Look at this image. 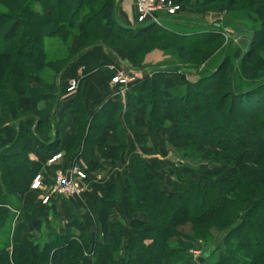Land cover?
<instances>
[{
    "label": "trees",
    "instance_id": "1",
    "mask_svg": "<svg viewBox=\"0 0 264 264\" xmlns=\"http://www.w3.org/2000/svg\"><path fill=\"white\" fill-rule=\"evenodd\" d=\"M176 2H194L204 10L225 9L228 3L233 16L250 24L247 33L241 32L245 41L239 42L232 54L225 53L228 45H224L220 62L214 69L204 68L195 82H177L166 88L165 76L175 75L167 68L170 66L153 69L125 91L124 106L114 98L89 117L82 100L75 96L64 116L75 117L76 126L67 155L72 164L77 157H86L92 147H102L104 143L96 137L107 122L114 121L117 142L111 151V169L116 168L128 148L125 132L117 123L119 113L123 112L126 128L138 143L140 123L129 125V119L133 110L144 106L147 121L164 132L165 143L175 150H194L204 160L206 165L200 168L204 176L172 164L176 189L167 191L145 161L132 154L124 197L130 214L141 213L146 218L131 222L136 235L125 241V227L111 222L112 209L119 201L112 185L95 200L100 239L89 240L74 206L53 197L44 205L60 202L68 227L51 237L48 230L46 238L27 234L17 241L27 228L32 204L23 206L21 199L40 169L28 163L27 155L33 146L44 154L56 150L63 130L57 123L52 142H42L31 128L14 125V143L0 146V264H17L19 259L29 264L40 260L42 264H196L189 251L196 249L198 241L203 242V264H264V0ZM0 6L5 9L0 12V123L34 117L36 130L43 137L52 129L46 118L54 112L49 100L56 92V80L89 49L120 48L129 61L137 62L150 50L146 42L166 41L195 59L188 64L197 69L210 52L206 47L214 42L220 46L223 40L219 24L195 25L176 17H162L167 29L154 24L126 27L117 18L115 0H0ZM75 39L79 44L72 52ZM32 77L41 88L29 85ZM21 97L36 100L37 111L19 112ZM230 124L238 134L224 139L221 135ZM210 166L212 172L207 171ZM49 167L53 180L58 167ZM228 169L230 173L223 176ZM43 180L45 187L51 186L52 182ZM236 216L238 221L232 227L207 241L211 228H225ZM14 217L23 221L10 234L5 230ZM186 225L191 234L182 231ZM40 230L36 224L35 231ZM145 235L151 238L149 242L145 243ZM13 240L18 247L9 250Z\"/></svg>",
    "mask_w": 264,
    "mask_h": 264
},
{
    "label": "rangeland",
    "instance_id": "2",
    "mask_svg": "<svg viewBox=\"0 0 264 264\" xmlns=\"http://www.w3.org/2000/svg\"><path fill=\"white\" fill-rule=\"evenodd\" d=\"M179 1V0H176ZM116 3V15H117V0H115ZM181 7V12L175 16L176 19L185 22V23H191V24H195V25H210V24H219L222 26V38L223 40H221L220 42V46L219 43L214 42L210 45H208L206 47V51H210L203 59H201L199 61V68H193L191 67L188 63H194L196 60L192 59L191 57L188 56L185 53H179L176 49L175 46L171 45L170 43L166 42V41H160L157 43H151V42H146L145 47H150V50L147 51L145 54L143 53L137 62L134 61H129L127 58L126 53L120 49V48H114L112 50H107L104 47L101 46H97L94 48L89 49L87 52L83 53L79 58H77L76 60L73 61V63L65 70V72L56 80V92L54 93V96L51 98V107H53V111H55L56 109H58L60 106H62L70 96L76 94V93H80L79 92H67V89L69 87V84L71 81L75 80L74 77L70 78L69 81L67 82L66 86H63V83L65 81V79H67L68 77H65L67 75L68 70L71 67H75L77 68L76 63L80 60L81 57H83L86 53H88L89 51H96V52H101L102 54L105 53V56H108L107 54L113 53L115 56H117V61H121L117 62V64H115L116 66L119 65L121 68H118L117 70H114L113 73L115 72H121V70L126 71V73L128 72L130 75H132L135 80H141L144 78V76L149 75V73H151V71L155 68H164L163 66L168 65L170 67V70H172L174 72L175 75H167L165 76L163 82L165 83L166 88H168L170 84H174L177 82H180V84H184L186 82H195L198 79V75H200L201 71L205 68V69H214L216 67V65L220 62V58L222 56H224V54L228 53V54H232L235 50L236 47L239 46V42L245 41V37L243 36V33H247V31L250 28V24L246 19H242V18H237L236 16H233V12L229 11V5L228 3L225 5V9H219V10H215L210 8L209 10H204V9H198L194 2H184L182 4H179ZM134 8H135V17H138V13L136 10V4L134 1ZM0 12H5V9L3 8V6H0ZM160 17H166L163 13L159 14ZM163 25H165V22L163 21ZM171 27V26H169ZM164 28H168L165 27ZM227 32V33H226ZM229 34V37H224L223 34ZM242 39V40H241ZM78 44L79 41L77 39H75V41L72 44V52H76L77 48H78ZM228 45V50L227 52L224 51L223 47L224 45ZM225 52V53H224ZM118 66V67H119ZM79 71V69L77 68L76 73ZM112 76V75H111ZM111 79V77H110ZM64 80V81H63ZM136 81V82H137ZM172 84V85H173ZM29 85L32 88H41V84L40 82L37 80L36 77H32L29 80ZM109 85L112 86L110 84V80H109ZM59 86H61L60 90H59ZM171 86V85H170ZM114 89V87H113ZM116 91L114 92V94L116 92H118L117 88H115ZM120 96H122V94L120 93ZM21 98H28V97H21ZM19 98V99H21ZM18 99V100H19ZM33 101L37 104L36 109H29L27 112H36L37 108H38V103L36 100L33 99ZM18 102V101H17ZM44 101H42L41 104H43ZM18 110V109H17ZM19 111V110H18ZM21 112V111H19ZM21 113H25V111H22ZM121 113L123 114V112L121 111L119 114L121 115ZM67 117V116H66ZM28 119H35L34 117H30ZM28 119H24L23 117H21V121H15V123H13L12 125L14 126H20V125H26L24 122ZM66 118L64 117L63 120H65ZM130 120V119H129ZM67 121V119H66ZM10 123V122H7ZM37 123V120H36ZM2 124V123H0ZM3 124H6L3 123ZM130 121H129V125H130ZM42 130V129H40ZM128 130V129H127ZM130 131V130H128ZM45 132V134H47V131H43ZM144 132L146 134V136L151 137V141H149V143H147V139L145 138L144 143H141V148H143L146 145L150 146V149L154 148L158 153L157 155L155 154L157 159H152L151 157H146L145 158V163L146 165H148V167H151V172L154 173V175L159 179V181H161L163 183V187L167 190V191H174L176 189V184L174 183L173 180V170L172 168L169 167V165L167 163H172V164H181L182 169L189 171L191 174H199V175H203L205 174L204 171H202V169H200L201 167L205 166L206 163L204 162V160L200 159V157L195 153L194 150H189L188 148L186 150H175L172 147H170L167 143L163 144V141L165 142V135L164 132L155 127L154 124H150L147 125V127L144 126ZM238 131L236 130V128H234V126H232L231 124L228 126V128L226 129V132L222 133V137L224 139H227L229 137H236ZM86 134V131H85ZM150 149L146 148V153L145 155H150L148 152L151 153ZM70 150V149H69ZM62 155V153H61ZM127 156V155H126ZM126 156L122 157V163H120V165L124 164V162H129V158L130 156L127 158ZM78 158V157H77ZM77 158L75 159V161H73V163L71 164V166H69L70 168H76V170H80L81 172H83V174L86 175V180L80 185L83 189V193L75 196L73 198L70 199H63V200H67L71 205L74 206L75 210L80 214V216L82 217L83 220V225H84V229L88 232L89 234V240L93 241L95 239H100L102 236L100 235V230L98 228V224L96 223V211L98 206L95 205V200L97 199V197L95 198V200L91 203L85 200V191L87 190V180H88V174L86 173L85 170L81 169L78 165H76L77 163ZM159 158V159H158ZM80 159V157L78 158ZM156 160H159V164H157ZM163 160V161H162ZM64 162V164H67L68 162L63 158V156L61 157L60 160H58L55 164L58 167V171L57 172H65L67 169H69L67 166L63 165L62 163ZM159 165V166H158ZM175 167V166H174ZM214 168L213 166L207 167V171L208 172H212ZM217 168V167H216ZM20 169L22 171H24L23 167H20ZM114 176L115 179L118 180V187H116V185H114L115 190L114 193L118 194L119 192H122V195H124V191L123 188H125L124 185H126V182H128V175L124 172V170H114ZM111 172V171H110ZM230 173V169H228L227 171H225L224 175H227ZM39 175V174H38ZM105 175V174H104ZM42 176V175H41ZM91 178V177H90ZM43 176H42V180H43ZM46 180V179H45ZM44 181V180H43ZM47 181L52 182L51 187H58L56 186V180L55 178L52 180V178H48ZM54 184V185H53ZM128 184V183H127ZM112 186V185H111ZM50 187V186H49ZM46 187V189H42L43 193L44 192H48L49 190H51L52 188L50 187ZM105 195V194H104ZM103 195V196H104ZM55 202L51 203L49 206L46 205H42L41 204V200L37 199L36 197L32 198V204H31V210L29 212V216L26 217L27 220V228L25 229V232L22 233L21 237L17 240V241H22L27 234H32V235H37L40 237H45L46 236V232H48V230L52 231L50 232L51 235H49V233L47 234L48 237L54 236L53 232L58 233L59 230L61 228H66L68 227V220L67 217L65 215V207H61L60 202L58 203L59 205L55 206V203L57 202L56 200H54ZM249 205H246L242 211L247 208ZM241 211V212H242ZM119 218L118 220L115 221H111L114 222L116 225L118 226H124L126 229V239L125 241H128V238H130L131 236H134L137 234V230L134 229V227L131 225V222H135V221H145V216L141 213H136V214H130L129 211V207L126 203V201H123L122 203H116L114 208L112 209V217ZM18 217V215H17ZM23 219L20 218L18 220H14L11 225H9V227H6L8 229H6L5 231L9 230L10 234H12L14 232V230L18 227V225H20L22 223ZM238 221L237 216L232 220L227 222V225L225 228L219 229V228H211L209 230V237H208V242H212L213 240H215L218 236H220L222 231H226L228 228L232 227L236 222ZM36 224H39L41 230L40 231H35V226ZM182 231L186 234H191L192 230L190 229V227L188 225H186L184 228H182ZM141 232H143V234L147 233L146 229H141ZM46 238V237H45ZM151 240V238L148 235H145V243L149 242ZM16 240H13V242L10 244L9 246V250H11L12 248H17L18 244H17ZM202 244L203 242L198 241V244L196 245V249L193 248V250L189 251L190 256L192 258V261L196 264H203V260H201V250H202ZM91 256V255H90ZM89 257V256H87ZM17 263V262H16ZM36 264H42V261H38L35 262ZM17 264H29V262H27L25 259H19V263ZM90 264V263H88Z\"/></svg>",
    "mask_w": 264,
    "mask_h": 264
},
{
    "label": "crops",
    "instance_id": "3",
    "mask_svg": "<svg viewBox=\"0 0 264 264\" xmlns=\"http://www.w3.org/2000/svg\"><path fill=\"white\" fill-rule=\"evenodd\" d=\"M117 18L120 23H122L126 27L136 26L134 0H117ZM107 55L108 56H105V53L102 54L101 52L89 51L76 63L75 66H77V68L79 69L77 73V68H75L74 66L68 70L67 75L65 76L68 78L65 79V81L63 80V86H66L69 79L74 77L75 80L79 81L80 85L77 92L80 91V93H76L70 96L62 106H60L53 112L51 117L46 118V120H51L50 123L52 128L50 134L47 137H43L38 134L36 130V119H28L24 122L26 124L25 126L31 128L32 132L36 134L38 138L42 140V142H52V139L54 138L55 134H57V132L54 130L55 125L57 123L60 124L59 128L63 130L61 143L56 150L51 151L48 154H44L36 146H33L31 147V150L27 155L28 163L31 166H40L38 174L42 175L43 178L46 180L48 178H52L51 169L47 164V159L50 156L62 153L65 163L66 161L68 162L67 164H64V162L62 164L65 166L71 164V156H68L67 153L73 145L74 133L76 131L74 121L75 117L67 118V121L66 119H61H63V117L67 113V108L75 96H78V98L82 100L87 116L89 117L95 114L107 101H111L114 98H119L121 100L122 105L124 106L125 93H121L122 96H120V94H114L116 89H113V87L109 85V80L113 71L117 70L118 68H121L119 65L116 66L115 64H117V62L121 63V61H117V56H115L113 53ZM172 84L170 85L172 86ZM170 85L168 86L171 87ZM60 88L61 86H59V90ZM36 107L37 104L33 101L32 98H21L17 102V109L21 112H27L29 109H36ZM122 116V113L118 116L117 123L125 132L124 134L126 136L128 148L126 152L122 154L121 159L117 163L116 168L111 169V151L113 146L117 142V138L113 134V130L116 127V123L114 121L107 122L106 125L99 131L96 137V139L100 142H103L104 145L102 147H92L86 157L77 159L76 165H78L81 169L85 170L88 174V180L86 183L88 187L84 194L85 200L88 202L92 203L96 197L101 198L104 194L109 191L111 185H116V187H118V180L115 179L114 170L123 169L124 172L127 174L126 168L128 162H124L123 165H120V163H122V157L127 155L126 157L128 158L132 154H137L144 160L146 157L149 158L151 156L152 159H157L155 154L157 155L158 152L154 148L150 149L149 145H146L141 148V143H144L145 138L147 139V141L148 139L149 141L152 140L151 137L146 136L144 132V126L147 127V125H149V122L145 117V107L143 106L136 110H133L129 120L131 125L136 121L140 123L141 130L138 133V143L135 140L134 134L127 130L126 124ZM60 121L62 123H60ZM16 135L17 128L11 123L0 124V146L8 147L12 145L15 141ZM149 141L147 143H149ZM163 144H165L164 141ZM146 148L150 149L151 153L148 152L150 155H145L147 151ZM156 162L157 164H159V160H156ZM167 164H170L169 167H171L172 165V163ZM149 168L151 169V167ZM38 174L36 176H38ZM31 185L32 182L29 185L30 190L25 193V195L21 199V204L23 206H26L28 203H31L33 197H36L37 199L41 200V197L43 195L42 190H31ZM126 185L124 186L126 187ZM118 195L119 203L125 201V197L124 195H122V192H119ZM58 203H55V206L59 205ZM15 219L16 218L14 217V220ZM118 219L119 218H116L115 216L112 217L111 220L115 221Z\"/></svg>",
    "mask_w": 264,
    "mask_h": 264
},
{
    "label": "built area",
    "instance_id": "4",
    "mask_svg": "<svg viewBox=\"0 0 264 264\" xmlns=\"http://www.w3.org/2000/svg\"><path fill=\"white\" fill-rule=\"evenodd\" d=\"M138 17L136 18V26L154 24L164 28L163 19L159 14L163 13L167 18L177 16L181 12L180 5L176 0H134ZM227 33V32H226ZM224 37H229V34H223ZM137 80L128 72L121 70V72L112 73L110 84L112 87L117 88L118 92L115 94L125 93ZM79 86V81L73 80L70 82L67 92H76ZM62 155L60 153L54 154L47 160V164H55L60 160ZM67 169L65 172H56L55 180L56 187L48 192H44L41 197V204H47L53 197L61 199H70L83 193L80 188L81 184L86 180V175L76 168ZM54 185V184H53ZM49 187V188H50ZM46 189L45 183L40 175L33 179L31 190Z\"/></svg>",
    "mask_w": 264,
    "mask_h": 264
},
{
    "label": "water",
    "instance_id": "5",
    "mask_svg": "<svg viewBox=\"0 0 264 264\" xmlns=\"http://www.w3.org/2000/svg\"><path fill=\"white\" fill-rule=\"evenodd\" d=\"M251 38H252V36H251Z\"/></svg>",
    "mask_w": 264,
    "mask_h": 264
}]
</instances>
